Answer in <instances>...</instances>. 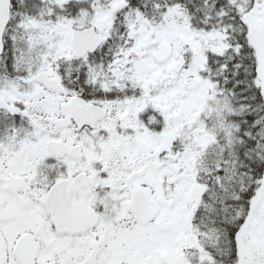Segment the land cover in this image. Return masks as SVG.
I'll list each match as a JSON object with an SVG mask.
<instances>
[{"label":"snow or ice","instance_id":"1","mask_svg":"<svg viewBox=\"0 0 264 264\" xmlns=\"http://www.w3.org/2000/svg\"><path fill=\"white\" fill-rule=\"evenodd\" d=\"M0 264H264V0H0Z\"/></svg>","mask_w":264,"mask_h":264}]
</instances>
